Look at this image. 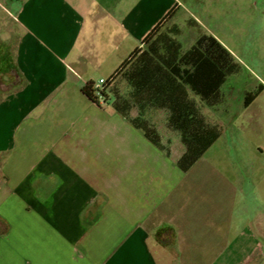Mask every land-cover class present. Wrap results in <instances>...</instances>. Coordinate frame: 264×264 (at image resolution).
<instances>
[{
  "label": "crops",
  "instance_id": "crops-1",
  "mask_svg": "<svg viewBox=\"0 0 264 264\" xmlns=\"http://www.w3.org/2000/svg\"><path fill=\"white\" fill-rule=\"evenodd\" d=\"M182 4L0 0V264H264V147L230 144L224 121L244 110L237 82L260 60H241L239 18H210L222 38ZM117 69L116 109L108 92L85 96ZM191 120L219 138L183 173Z\"/></svg>",
  "mask_w": 264,
  "mask_h": 264
},
{
  "label": "rangeland",
  "instance_id": "rangeland-1",
  "mask_svg": "<svg viewBox=\"0 0 264 264\" xmlns=\"http://www.w3.org/2000/svg\"><path fill=\"white\" fill-rule=\"evenodd\" d=\"M254 1L256 2V11L254 9L253 0H182V5H184V7L187 9V13H190L194 18H199L201 20L204 18L203 21H205V18H208L209 22H207V25L212 31H215L222 38H225L226 32L221 31L222 28L217 27L214 21L210 18H239V31H237L236 35H238L239 38V48L241 47L240 58L246 62H249V59L252 58L260 60V63L257 66L248 65L252 70L250 79L246 72H243L241 75V80L237 82V85L241 83L239 85V88H241L239 92L242 94V100L240 103V106L242 105V107L245 99V93H243V91L247 90L248 92L253 93L256 90H259L258 88H260V86H258V80L256 77L261 80L264 79V66L262 60L260 59V57H263L264 51V0ZM194 5L196 6L194 7ZM182 14L186 15L184 11ZM255 14L256 17L258 15L261 19L254 21V24L251 25V27H249V24V29L247 32H245V22H247L249 18H255ZM224 25H229V22L227 21ZM8 26H10V24ZM233 26L237 27L235 21L233 22ZM13 29L16 30L15 27ZM8 35L9 34L4 29H0V52H4V48L8 49L6 46ZM99 73L100 72H96L97 75H99ZM254 75H256V77H254ZM234 81L235 78L231 79L227 82L226 86ZM227 87H229V85ZM231 104L232 109H234V104ZM243 111L238 110L237 113L235 111V115L231 119H224L225 124L227 125L230 120L232 121L231 128L228 132V136L230 138L229 143L232 144L233 137H235V139H237V141L240 143L247 142L264 147V94H262L252 103L251 108L244 109ZM219 116H221V114ZM253 132L259 133V135L256 136ZM162 133H164V129L162 130ZM175 137L178 139V136L175 135ZM227 142L226 134L224 133L223 137L218 143V147L215 148V152L219 151V145L222 144L224 147V144H229ZM171 153L173 157L177 159L183 152L179 147L177 151H172ZM229 157L232 158L231 154H229ZM224 168L225 169L223 171L218 168V176H220L222 180H227L230 182L231 172L227 169V167Z\"/></svg>",
  "mask_w": 264,
  "mask_h": 264
},
{
  "label": "trees",
  "instance_id": "trees-1",
  "mask_svg": "<svg viewBox=\"0 0 264 264\" xmlns=\"http://www.w3.org/2000/svg\"><path fill=\"white\" fill-rule=\"evenodd\" d=\"M256 9V8H255ZM261 18H259V16L257 15L255 21L260 20ZM162 25V24H161ZM260 25V23H259ZM160 26L157 27L146 39V41L144 42V45H147L151 42V40L153 39V37H155L156 33L158 32ZM167 45V41L165 40V43L163 46ZM151 47V46H150ZM139 51V50H137ZM137 51H135L132 55H134ZM130 56V57H131ZM129 57V56H128ZM128 57L123 61V65L126 64L128 61H126L128 59ZM132 58V57H131ZM129 58V59H131ZM158 62L161 63L162 66H164L166 69H168L167 67V63H168V58L164 55L162 56L161 60H157ZM179 69V63H176L173 65V67H171V71L173 73V75H175V77L181 81V83L188 85L189 87H191V81L189 78H187V80L184 79L185 77V73L184 71H182L183 74L179 73L178 71ZM122 69H117L116 72L107 80L105 81L106 83L103 86V90L100 92L99 96H95L94 92H93V84L92 83H88L84 88H83V93L85 94V96H87L89 98V100H91L92 102H97L98 100H102L104 102H106V92H108L110 95L115 97V102H114V107L116 109V105L118 106V100H119V95H118V90H119V79H120V73H121ZM10 71H7L6 73H2L0 74V79L2 78V76H6L8 75ZM170 72V71H168ZM143 74V73H141ZM11 75H13L12 77V82L9 83L10 86V92L19 90L22 87V81L18 78V75L11 73ZM182 75V76H181ZM181 76V78H180ZM126 77V76H124ZM140 80L141 77H138ZM157 82L158 84V80L154 81ZM153 82V84H155ZM162 82L159 84V89L158 90H154L155 91H159L161 93H166L164 91L163 86L161 87ZM168 81L164 84L167 85ZM2 87V85L0 86ZM6 87V86H5ZM259 90H256L253 93H249L243 103V109H246L258 96V94L260 93V88H258ZM139 96L142 95V92H139ZM1 95V93H0ZM180 105V104H175ZM118 112V110H115ZM189 123L193 124V126H195L193 128V130L187 134V137L183 134L181 136L182 142L187 146L186 150L184 151V153L181 155L180 159L177 162L178 168L181 170V172L183 173H187L194 165L195 163L206 153V151L214 144V142L219 138V134L217 131H215L214 133H208L206 136L199 135V128H200V123H198L196 120H191L188 121ZM181 123H184V120H181ZM133 125L136 128H139L136 121H133ZM208 139V142H207ZM206 140V143H205ZM204 141V142H203Z\"/></svg>",
  "mask_w": 264,
  "mask_h": 264
},
{
  "label": "built area",
  "instance_id": "built-area-1",
  "mask_svg": "<svg viewBox=\"0 0 264 264\" xmlns=\"http://www.w3.org/2000/svg\"><path fill=\"white\" fill-rule=\"evenodd\" d=\"M106 82L104 80H99L97 83L93 84V92L95 96H99L100 92L103 90V86Z\"/></svg>",
  "mask_w": 264,
  "mask_h": 264
}]
</instances>
